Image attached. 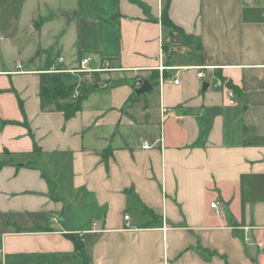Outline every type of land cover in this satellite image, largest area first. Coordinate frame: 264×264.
I'll return each mask as SVG.
<instances>
[{"label":"crops","instance_id":"crops-1","mask_svg":"<svg viewBox=\"0 0 264 264\" xmlns=\"http://www.w3.org/2000/svg\"><path fill=\"white\" fill-rule=\"evenodd\" d=\"M167 3L191 43L169 59ZM63 10L76 30L52 65L76 68L90 54L93 67L118 69L100 80L124 83L97 89L71 118L42 111L51 58L32 47L26 63L9 61L0 27V264H264V0H71ZM161 65L213 69L198 79ZM136 78L151 91L137 96Z\"/></svg>","mask_w":264,"mask_h":264},{"label":"rangeland","instance_id":"rangeland-1","mask_svg":"<svg viewBox=\"0 0 264 264\" xmlns=\"http://www.w3.org/2000/svg\"><path fill=\"white\" fill-rule=\"evenodd\" d=\"M70 5L71 0H1L0 27L5 33L4 44L7 47L3 51L4 57L13 63H26L25 57L34 47L40 58L46 56L57 60L59 55H63L59 44L62 43L67 50L72 48L74 40L75 25L68 20L63 10ZM30 23L41 26L42 33L32 34L31 30L34 29L28 26ZM61 30H65L63 36ZM181 38L180 34L174 33L166 44L167 51L172 48L173 55L185 53L188 47Z\"/></svg>","mask_w":264,"mask_h":264},{"label":"trees","instance_id":"trees-1","mask_svg":"<svg viewBox=\"0 0 264 264\" xmlns=\"http://www.w3.org/2000/svg\"><path fill=\"white\" fill-rule=\"evenodd\" d=\"M168 3L164 6L162 10V22L165 26L171 29V38L174 33L181 35L182 43L187 47L191 46L189 38L178 31V29L170 22L167 16ZM167 45H163V52L167 55V59L172 56L171 51H167ZM53 60H49L46 66L42 69L40 73V83H39V100L40 108L42 111H59L62 112L65 119L73 117L81 109L82 102L86 99L88 95L96 91L97 89H107L113 86L123 84V80H100L99 73H94L92 75L93 84H88L86 81L81 83L79 87L76 86L78 81V76L71 75L65 72L49 73V69L52 66ZM61 70L60 66H58ZM82 76V75H79ZM143 78L133 79L128 84H131L133 88L136 87L137 83H141ZM96 85V87H95ZM46 179V177H45ZM49 190L52 191L53 187L49 180L46 179ZM54 199L55 196L52 195ZM70 240L74 245V250L79 256H83L84 245L81 240L75 235H69ZM84 263H86V258L84 257Z\"/></svg>","mask_w":264,"mask_h":264},{"label":"built area","instance_id":"built-area-1","mask_svg":"<svg viewBox=\"0 0 264 264\" xmlns=\"http://www.w3.org/2000/svg\"><path fill=\"white\" fill-rule=\"evenodd\" d=\"M176 48H180L176 46ZM181 48H183L181 46ZM170 51H172V48H169ZM165 57V53L163 52V58ZM64 58L63 57H58L56 64H61L63 63ZM93 59L91 57L90 54H84L80 57V59L78 60V65L76 68H72V69H62L59 70L57 69L58 66H51L49 69V73H57V72H65V73H69L71 75H75L78 76V81L76 83V86L79 87L81 85V83H83L84 81H86V83L88 84H93L92 81V75L94 73H104V72H115L118 69L114 68L111 66V64L107 61L104 62H100V64H98V66L93 67ZM20 67V66H19ZM182 69H193L196 70V76L198 79H203L205 77V70L210 69L212 70V67H203V66H198V67H192V66H185V67H167L164 65L159 66V71L162 72L164 70H176V71H180ZM82 75V76H79ZM179 81L175 80L174 84H178ZM142 82L137 83L136 84V88H139L141 86ZM213 88L214 90L217 91H221L224 94L225 99L228 101V104L230 105H234V94L233 91L231 90L227 80H219L216 79L215 83L213 84ZM162 112L163 113H170L171 109L168 108H162ZM143 148H148V146H143ZM218 206V203H211L210 207L213 209H216ZM215 213H218V211L216 210ZM125 220H128V217L125 216L124 217ZM246 230H248L246 228Z\"/></svg>","mask_w":264,"mask_h":264},{"label":"water","instance_id":"water-1","mask_svg":"<svg viewBox=\"0 0 264 264\" xmlns=\"http://www.w3.org/2000/svg\"><path fill=\"white\" fill-rule=\"evenodd\" d=\"M206 88H207V84H203L202 90L205 91ZM151 89L152 86L149 84V82L147 80H143L141 86L135 89V94L137 96L147 94L151 91Z\"/></svg>","mask_w":264,"mask_h":264}]
</instances>
